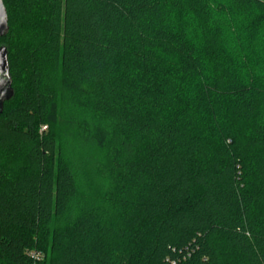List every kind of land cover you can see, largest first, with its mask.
Listing matches in <instances>:
<instances>
[{
    "label": "trees",
    "instance_id": "trees-1",
    "mask_svg": "<svg viewBox=\"0 0 264 264\" xmlns=\"http://www.w3.org/2000/svg\"><path fill=\"white\" fill-rule=\"evenodd\" d=\"M3 2L0 264H264V0Z\"/></svg>",
    "mask_w": 264,
    "mask_h": 264
},
{
    "label": "water",
    "instance_id": "water-1",
    "mask_svg": "<svg viewBox=\"0 0 264 264\" xmlns=\"http://www.w3.org/2000/svg\"><path fill=\"white\" fill-rule=\"evenodd\" d=\"M9 30L8 14L3 0H0V38L4 37ZM14 94L12 78L8 61V52L5 47L0 48V111L4 103Z\"/></svg>",
    "mask_w": 264,
    "mask_h": 264
},
{
    "label": "rangeland",
    "instance_id": "rangeland-1",
    "mask_svg": "<svg viewBox=\"0 0 264 264\" xmlns=\"http://www.w3.org/2000/svg\"><path fill=\"white\" fill-rule=\"evenodd\" d=\"M68 148L73 158H78L80 161H86L87 163H91L93 161V158L95 156L94 153L90 152V149L84 148L83 146L79 145L74 140H69ZM87 179L90 183L91 188L95 190L100 189L99 187L101 186V181L97 179L93 174L88 175Z\"/></svg>",
    "mask_w": 264,
    "mask_h": 264
},
{
    "label": "built area",
    "instance_id": "built-area-1",
    "mask_svg": "<svg viewBox=\"0 0 264 264\" xmlns=\"http://www.w3.org/2000/svg\"><path fill=\"white\" fill-rule=\"evenodd\" d=\"M31 255H32L33 259H35L36 261H38V260L43 258L42 254H38L36 252H32Z\"/></svg>",
    "mask_w": 264,
    "mask_h": 264
}]
</instances>
